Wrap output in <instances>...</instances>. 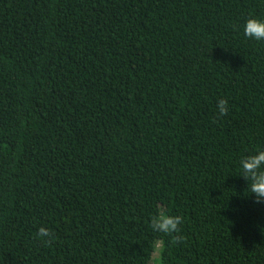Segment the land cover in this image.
Wrapping results in <instances>:
<instances>
[{"label":"trees","instance_id":"trees-1","mask_svg":"<svg viewBox=\"0 0 264 264\" xmlns=\"http://www.w3.org/2000/svg\"><path fill=\"white\" fill-rule=\"evenodd\" d=\"M250 16L264 0H0V264H146L161 207L184 217L163 264H264Z\"/></svg>","mask_w":264,"mask_h":264},{"label":"clouds","instance_id":"clouds-1","mask_svg":"<svg viewBox=\"0 0 264 264\" xmlns=\"http://www.w3.org/2000/svg\"><path fill=\"white\" fill-rule=\"evenodd\" d=\"M244 36L249 40L264 42V19L250 16L244 25ZM217 111L219 116L228 113V100L219 99L217 101ZM239 175L248 182L246 189L256 197V203H264V149H258L254 153L243 155L239 161ZM184 222L182 215H172L164 208H159L155 215L150 218V228L153 233L160 234L149 244V254L146 264H163V256L167 248L164 236L171 237L172 244H178L184 240L180 235L181 224ZM37 237L44 244H50L55 240V234L46 227H40Z\"/></svg>","mask_w":264,"mask_h":264}]
</instances>
